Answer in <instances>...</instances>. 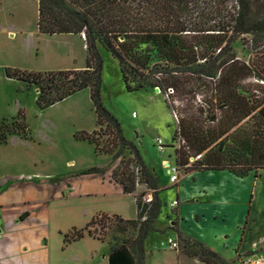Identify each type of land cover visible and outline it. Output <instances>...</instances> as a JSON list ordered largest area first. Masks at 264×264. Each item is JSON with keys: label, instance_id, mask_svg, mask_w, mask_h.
<instances>
[{"label": "trees", "instance_id": "1", "mask_svg": "<svg viewBox=\"0 0 264 264\" xmlns=\"http://www.w3.org/2000/svg\"><path fill=\"white\" fill-rule=\"evenodd\" d=\"M36 26L43 35L82 36L84 68L30 71L5 67V77L35 87L38 110L87 89L96 125L104 127L110 140L100 145L95 130L78 131L74 139L92 144L103 155L118 148L112 154L114 159L125 149L134 153L139 177L124 163L111 172V179L127 195L134 193L137 183L153 190L148 202L135 198L134 219L99 213L84 227L65 233V245L85 236L102 241L104 235L95 234L91 227L102 229L104 221L111 219L116 233L123 235L133 228L136 235L113 247L107 264H144V242L155 231L153 224L161 210L156 179L101 103L102 61L97 45L117 60L128 92L158 88L165 96L171 90L165 99L170 103L174 96H196L199 85L184 82L213 81L215 104L205 102V110L199 108L197 117L181 119L176 130L182 144L175 151V163L185 174L226 170L239 177L253 172L257 177L264 171V0H38ZM240 36L248 37L245 44L253 56L250 64L237 59L231 48ZM154 60L157 62L152 63ZM250 78L257 81L255 89L241 88V82ZM17 116L10 124L0 122V145L6 144L9 135L29 134L24 112L20 110ZM190 157L193 162L189 164ZM97 173L93 167L83 172ZM177 240L179 251L203 264L236 263L178 233Z\"/></svg>", "mask_w": 264, "mask_h": 264}, {"label": "rangeland", "instance_id": "2", "mask_svg": "<svg viewBox=\"0 0 264 264\" xmlns=\"http://www.w3.org/2000/svg\"><path fill=\"white\" fill-rule=\"evenodd\" d=\"M37 7L38 0H0V122L4 120L5 123H12L22 110L29 132L26 136L9 135L6 144L0 145V178L9 174L10 169L13 180L36 182L38 179L31 169L42 164L44 173L49 176L55 173L63 175L61 172L68 171L69 168L77 172L83 169L84 172L86 168L93 167L98 169V175L108 180L111 179V172L124 163H129V169L139 177L134 153L129 150L125 149L114 159L112 154L118 148H115L111 155H103L97 153L92 144L74 139V134L78 131L95 130L100 145L105 142L107 144L110 140L104 132V127L96 125V115L87 89L44 110H38L34 102L35 87H28L5 77V67L56 71L79 70L85 66L86 49L83 37L73 34H40L36 26ZM247 38L240 36L231 44V48L237 59L250 64L253 56L245 44ZM97 49L102 61L101 103L115 117L122 136L133 145L148 173L156 179L157 194L162 190L160 214L153 224L156 233L150 238L156 243L162 239H166V244L168 239L178 242L177 234L171 225L175 214L169 205L177 185H170L169 177L174 174L171 169L175 168L178 181L185 174L184 168L175 163V151L182 144L176 130L181 119L197 117L199 108L205 110L206 104H215L216 98H213L211 93L213 81L201 79L184 82L185 85H199L196 96H174L170 103L165 100L163 94H157L155 88L128 92L124 88L117 60L100 45H97ZM156 62L154 60L152 63ZM256 84L257 81L250 78L241 82L240 87L252 91ZM207 85L209 87H206ZM172 112L178 121L172 117ZM158 138L166 145L164 152H159L155 146ZM192 162L193 158L190 157L189 164ZM251 181L254 197L251 210L255 217L256 230L261 235L264 233V171L259 172L256 180ZM161 184L166 186L161 187ZM152 192L153 190L148 189L145 184L137 183L132 197L134 201L139 198L142 202H148ZM63 196L66 197V193ZM55 204L57 206L53 207L48 203L43 206L36 205L37 207L18 204L1 209L7 220V227L11 230L8 236L0 240V264L41 262L42 238L51 236V227L58 226L61 231L71 227L82 228L86 223L85 218L94 209L95 212L117 210L129 219L134 217L135 210L134 203L128 198L109 203L101 197H85L76 200L74 211L71 208L70 211L63 208L62 199ZM25 211H33L35 217L29 224L13 228L14 216ZM113 221H104L102 229L98 225L91 227L95 234L104 235L102 241L96 240L106 246V249L98 247L95 254L88 257V253L94 249V244L82 238L64 245L65 252L60 259H76L77 264H102L104 255L113 247L119 245L124 238L136 235L133 228H129L123 235L116 233ZM145 250L148 254L150 244L147 242ZM147 258L150 257L147 255Z\"/></svg>", "mask_w": 264, "mask_h": 264}, {"label": "crops", "instance_id": "3", "mask_svg": "<svg viewBox=\"0 0 264 264\" xmlns=\"http://www.w3.org/2000/svg\"><path fill=\"white\" fill-rule=\"evenodd\" d=\"M42 168L41 164L38 168L33 166L31 169L38 179L36 182L13 180L14 176L10 175L12 172L10 169H8L9 174L0 178V240L8 236L11 230L7 227V220L1 211L6 207L18 204L43 206L45 203L53 207L56 205L55 202L62 199L63 208H68V211L71 208L74 211L77 199L92 196L101 197L109 203L124 201L128 198L135 206L132 195L124 194L121 186L111 179H104L98 174L85 175L81 173L83 169L77 172L70 168L68 171L61 172L63 175L55 173L49 176ZM257 178L258 176L254 177V173L239 177L226 170L197 171L182 175L175 183L177 185L172 199V201H178L177 206L172 208L175 220L171 222L176 234L193 242L202 243L228 262L237 261L238 257L251 254L259 248L257 251L263 258L264 264V233L258 234L255 217L251 210L254 203L251 179ZM51 179L55 181L50 182ZM175 184L170 183L173 186ZM165 186L166 184H161V187ZM65 193L66 197L63 196ZM161 193L162 190L159 191L158 198L162 202ZM95 210L89 212L88 217L85 218L86 223L99 213L129 219L123 217L117 210L98 212ZM34 217L33 211H25L20 215L17 213L13 219L15 224L13 228L29 224ZM135 217L136 208L134 217L130 219ZM51 228V236L46 235L42 238L41 262L33 263L77 264L76 259H60L65 252L63 235L74 227L64 231L59 230L58 226ZM154 233L156 232H150L144 242V250L145 243L150 244L148 254L145 250V264H203L179 250L170 249L166 239L156 243L153 238H150ZM84 238L88 239L90 244H94V249L88 253V257L95 254V249L98 247L99 249L107 248L92 237ZM147 255L150 258H147ZM107 258L108 253L104 255L102 264H107Z\"/></svg>", "mask_w": 264, "mask_h": 264}, {"label": "built area", "instance_id": "4", "mask_svg": "<svg viewBox=\"0 0 264 264\" xmlns=\"http://www.w3.org/2000/svg\"><path fill=\"white\" fill-rule=\"evenodd\" d=\"M155 92L157 94H160V91L158 88H155ZM171 93H172V91L168 90L167 94L165 95V98L167 97L168 94H171ZM172 115H173L172 117L175 119V121H177V117H176L174 112H172ZM155 146L159 152H164L166 149V145L164 144L163 140L160 138L156 139ZM198 157L199 156H197V158ZM171 171L174 174L169 177V182L172 184H175L178 182L175 168H172ZM177 204H178V201L174 200L170 203V206L172 208H174L177 206ZM167 245L172 250H178V248H179L178 243L176 241H173L172 239L167 240ZM235 264H263V258L260 256L258 251L255 250V252L252 254L243 255V256L238 257Z\"/></svg>", "mask_w": 264, "mask_h": 264}]
</instances>
